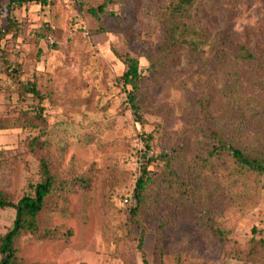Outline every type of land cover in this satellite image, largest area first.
<instances>
[{
  "label": "rangeland",
  "instance_id": "rangeland-1",
  "mask_svg": "<svg viewBox=\"0 0 264 264\" xmlns=\"http://www.w3.org/2000/svg\"><path fill=\"white\" fill-rule=\"evenodd\" d=\"M8 1L0 0L1 27L7 24ZM101 1L54 0L48 6L13 8L17 29L1 42V63L21 68L22 80L35 78L45 96L53 150H61L53 154L60 159L57 173L74 183L71 194L50 199L38 216L42 228L64 236L50 240L24 233L14 241L16 257L26 264H244L231 253L244 251L251 237H264V177L253 195L245 187L227 196L224 183L214 188L209 177L196 181L181 167L178 175L193 191L171 197L172 189L160 187L166 199L153 203L152 197L147 211L130 218L145 145L153 147L147 156L174 146L197 118L198 102L208 101L220 111L222 101L213 76L181 63L164 84L150 89V107L136 120L117 80L124 69L117 54L136 57L144 72L146 55L159 44L164 26L169 34L206 41L229 23L235 41L255 39L264 25V2L229 6L219 0L204 10L198 0H114L98 19L83 10L82 3ZM152 1L170 3L171 9L146 13ZM195 17L206 35L198 32ZM46 24L53 28L46 32L51 41ZM25 105L0 67V191L13 202L31 194L38 180V159L28 141L40 127L16 122V112ZM211 115L226 128L220 114ZM196 153H187V161ZM162 165L157 159L147 165L152 180ZM126 197H133L135 205H124ZM13 217L12 209L0 210V237Z\"/></svg>",
  "mask_w": 264,
  "mask_h": 264
},
{
  "label": "trees",
  "instance_id": "trees-1",
  "mask_svg": "<svg viewBox=\"0 0 264 264\" xmlns=\"http://www.w3.org/2000/svg\"><path fill=\"white\" fill-rule=\"evenodd\" d=\"M113 1L102 0L97 6L82 3L83 10L98 19ZM217 1L219 0H198V5L206 10L209 6H216ZM224 1L229 6L242 2H264ZM53 2L54 0H9L5 7L7 24L0 26V67L4 69L13 85L17 99L26 104L16 112V122L24 128L40 127V134L28 141L38 159V180L32 193L25 194L13 202L8 195L0 191V210L14 211L11 226L0 237V264H26L16 257L14 250V241L24 233H31L41 239H61L63 233L57 229L42 228L38 216L49 206L50 199L71 194L74 190L72 180L57 173L56 166L59 165L60 159L54 155L56 150L61 154V150H53L56 145L51 136L52 130L47 127L44 119L45 96L37 81L35 78L22 80L21 68L6 65L5 61L1 63L4 54L1 42L12 29H17L13 8L31 3L48 6ZM160 9L170 10L171 5H154L152 1L151 5L144 8L146 13L153 14ZM194 23L198 32L206 35L205 27L196 17ZM46 28L45 33L51 30L48 25ZM260 30L255 39L235 41L230 35V24L226 23L205 41L202 38L169 34L168 27L164 26V35L159 44L146 55L147 66L144 72L141 71L136 57L129 53L117 54L124 66L117 80L121 81L122 88L125 89L127 105L136 120L150 107V89L164 84L166 79L170 78L172 68L181 63L194 72L213 76L217 94L222 101L220 111L213 108L208 101L198 102L195 105L197 118L191 119L190 124L183 128L180 133L182 135L174 146L162 150L159 154L152 153L147 156L153 147L145 145V150L139 155L140 175L134 184L133 195H130L137 202L130 212L131 219L147 211L148 201L152 197L155 198L153 203L166 199L167 194H164L165 190L160 187L166 185V188L172 189L171 197L175 194L187 197L188 193L193 191L190 183L179 177L178 171L181 167L184 174L190 173L196 181L209 177V183H212L214 188H220L218 185L224 183L223 188L227 196L229 193L238 195L245 187L253 195V188L257 187V183L264 177V25ZM14 35L15 33L11 34V37ZM1 64L6 67L3 68ZM215 76H218V79ZM213 111L225 119L226 128L211 119ZM0 129L4 127L0 126ZM191 145H195L194 151L190 150ZM190 152L197 153L187 161L186 155ZM153 159L162 161L163 165L152 180L147 165ZM151 182L154 183V188ZM77 185L80 187V184ZM231 257L244 264H264V237H251L247 241L246 249L233 251Z\"/></svg>",
  "mask_w": 264,
  "mask_h": 264
},
{
  "label": "built area",
  "instance_id": "built-area-1",
  "mask_svg": "<svg viewBox=\"0 0 264 264\" xmlns=\"http://www.w3.org/2000/svg\"><path fill=\"white\" fill-rule=\"evenodd\" d=\"M50 29H53L52 27H50ZM47 40L51 41L52 40V37L51 35H47ZM123 204L124 205H128V206H133L135 205V199L133 197H126L124 200H123Z\"/></svg>",
  "mask_w": 264,
  "mask_h": 264
}]
</instances>
